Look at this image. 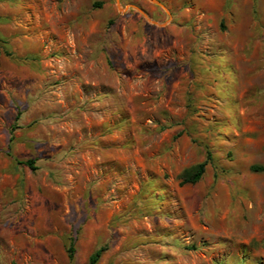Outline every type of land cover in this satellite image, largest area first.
I'll return each instance as SVG.
<instances>
[{
    "label": "rangeland",
    "instance_id": "1",
    "mask_svg": "<svg viewBox=\"0 0 264 264\" xmlns=\"http://www.w3.org/2000/svg\"><path fill=\"white\" fill-rule=\"evenodd\" d=\"M253 165L264 0H0V264H264Z\"/></svg>",
    "mask_w": 264,
    "mask_h": 264
},
{
    "label": "trees",
    "instance_id": "2",
    "mask_svg": "<svg viewBox=\"0 0 264 264\" xmlns=\"http://www.w3.org/2000/svg\"><path fill=\"white\" fill-rule=\"evenodd\" d=\"M13 130V127L11 128V131ZM12 140V135L9 136V141ZM19 163H22L26 166H28L30 169H34V165H33V161L28 159V160H24V161H18ZM205 166H206V160L197 163L196 165H194L193 167H190L188 169H185L181 174H180V178H181V182L183 183H190V184H194L196 183L201 176L203 175L204 171H205ZM251 169L253 171H264V165H253L251 167ZM106 250L105 246H101L97 249H95L88 257L87 261L85 264H96L100 258V256L102 255V253ZM73 246L70 245L68 248V257L71 259L73 256Z\"/></svg>",
    "mask_w": 264,
    "mask_h": 264
}]
</instances>
